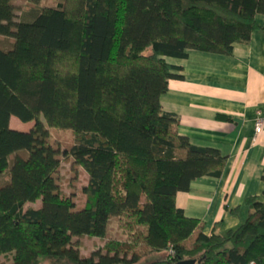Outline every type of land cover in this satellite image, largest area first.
I'll use <instances>...</instances> for the list:
<instances>
[{"label": "trees", "instance_id": "1", "mask_svg": "<svg viewBox=\"0 0 264 264\" xmlns=\"http://www.w3.org/2000/svg\"><path fill=\"white\" fill-rule=\"evenodd\" d=\"M17 11L0 0V256L264 264V195L247 198L244 222L222 235H205L177 207L192 181L221 176L226 156L179 136L160 106L168 81L182 79L164 59L229 55L249 41L264 0H57L20 19ZM12 117L32 127L13 130ZM50 128L70 131L73 144L60 151ZM63 156L87 175L81 208L60 192ZM83 237L103 245L84 257Z\"/></svg>", "mask_w": 264, "mask_h": 264}, {"label": "crops", "instance_id": "2", "mask_svg": "<svg viewBox=\"0 0 264 264\" xmlns=\"http://www.w3.org/2000/svg\"><path fill=\"white\" fill-rule=\"evenodd\" d=\"M254 21L249 41L235 43L229 55L189 50L185 59H164L181 68L175 74L182 79L168 81L162 110L177 117L179 136L226 156L219 178L196 179L176 195L177 207L207 236L239 227L248 214L245 200L264 195V129L254 135L255 119L264 115V12ZM9 125L21 132L32 126L13 117Z\"/></svg>", "mask_w": 264, "mask_h": 264}, {"label": "rangeland", "instance_id": "3", "mask_svg": "<svg viewBox=\"0 0 264 264\" xmlns=\"http://www.w3.org/2000/svg\"><path fill=\"white\" fill-rule=\"evenodd\" d=\"M14 4L18 9L17 19H20L32 9L46 10L55 7L57 5V0H38L37 2H35V0H14ZM14 122L16 123V121ZM49 135L51 143L55 144L60 151H63L74 142V135L70 131L50 128ZM59 184L60 192L63 197L72 198L76 208L83 207L86 201V195L83 193V189L87 186V175L81 167L74 164L71 159H66L64 156L61 157ZM29 206L38 208L40 204L39 202H35L33 205ZM115 228L116 223H113L112 228L110 227L109 230V237L114 238L116 234ZM79 244L80 254L84 257H88L92 251L102 247L103 240L83 237L79 240ZM10 258V255L0 256V264H10Z\"/></svg>", "mask_w": 264, "mask_h": 264}, {"label": "built area", "instance_id": "4", "mask_svg": "<svg viewBox=\"0 0 264 264\" xmlns=\"http://www.w3.org/2000/svg\"><path fill=\"white\" fill-rule=\"evenodd\" d=\"M262 129H264V115L258 113L257 118L255 119L254 122V135L260 134Z\"/></svg>", "mask_w": 264, "mask_h": 264}, {"label": "water", "instance_id": "5", "mask_svg": "<svg viewBox=\"0 0 264 264\" xmlns=\"http://www.w3.org/2000/svg\"><path fill=\"white\" fill-rule=\"evenodd\" d=\"M178 264H195L194 261H183V262H179Z\"/></svg>", "mask_w": 264, "mask_h": 264}]
</instances>
